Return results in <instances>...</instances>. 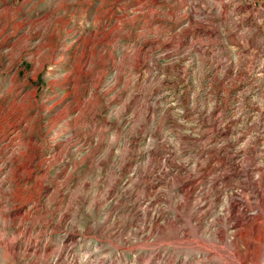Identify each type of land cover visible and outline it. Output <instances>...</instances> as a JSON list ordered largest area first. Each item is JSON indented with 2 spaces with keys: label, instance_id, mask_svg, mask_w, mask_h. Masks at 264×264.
<instances>
[{
  "label": "rangeland",
  "instance_id": "374dc122",
  "mask_svg": "<svg viewBox=\"0 0 264 264\" xmlns=\"http://www.w3.org/2000/svg\"><path fill=\"white\" fill-rule=\"evenodd\" d=\"M263 236L264 0H0V264H264Z\"/></svg>",
  "mask_w": 264,
  "mask_h": 264
},
{
  "label": "bare ground",
  "instance_id": "6f19581e",
  "mask_svg": "<svg viewBox=\"0 0 264 264\" xmlns=\"http://www.w3.org/2000/svg\"><path fill=\"white\" fill-rule=\"evenodd\" d=\"M10 59V58H9ZM16 77V76H15ZM226 209H227V211H229L230 210V207H226ZM235 213V212H234ZM234 227V226H233ZM234 236V235H233ZM238 237V236H237ZM264 237V236H263ZM192 239V238H191ZM192 240H194V239H192ZM187 241V239H183L181 236H179V235H175V243L177 244V245H181V244H183L184 242H186ZM228 243H230V242H228ZM248 243V242H247ZM245 244V243H244ZM237 247V246H236ZM246 247V246H245ZM175 249V248H174ZM183 249V248H182ZM227 249H229V247L227 248ZM231 249V248H230ZM247 249V248H246ZM204 250V249H203ZM205 253V252H204ZM233 255V254H232ZM236 256V255H235ZM244 256V255H243ZM241 262V261H240Z\"/></svg>",
  "mask_w": 264,
  "mask_h": 264
}]
</instances>
